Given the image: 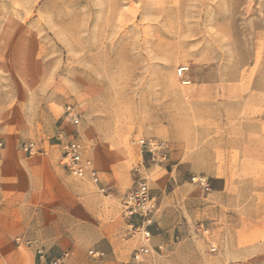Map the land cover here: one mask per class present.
<instances>
[{
	"label": "rangeland",
	"instance_id": "374dc122",
	"mask_svg": "<svg viewBox=\"0 0 264 264\" xmlns=\"http://www.w3.org/2000/svg\"><path fill=\"white\" fill-rule=\"evenodd\" d=\"M59 136L83 146L104 193L68 173ZM139 180L168 250L264 264V0H0V204L44 221L31 245L74 250L81 218L88 236L126 237L121 200Z\"/></svg>",
	"mask_w": 264,
	"mask_h": 264
},
{
	"label": "crops",
	"instance_id": "0c3cea01",
	"mask_svg": "<svg viewBox=\"0 0 264 264\" xmlns=\"http://www.w3.org/2000/svg\"><path fill=\"white\" fill-rule=\"evenodd\" d=\"M38 171L39 168L37 167L34 169L33 174L37 175L39 173ZM48 177L49 179H53L51 174ZM35 178H38V176ZM28 194L35 195V189H29ZM155 200L158 208L154 218L155 222L161 227H167L170 223L166 224L167 222L165 221L163 210L159 205V199L155 197ZM33 205L34 204H32V206ZM28 206L27 203L12 205L10 201L4 202L1 200L0 264L35 263L33 245H27L26 242L32 244L31 241L38 240V233L41 231L39 228L42 227L44 221L28 213L29 210L32 212V209ZM86 222L85 219L81 218L74 225V235H71V240H73L77 247L70 251L66 248L61 250L70 252V257L66 264H134L130 255L132 246L131 240L134 236L131 238L128 237V232L133 233V231L128 226L127 220H125V225L122 226V234L126 237H122L123 235H113L112 232L109 233L104 231V229H101L97 225L93 226L97 230L93 231L92 234L88 236L83 232L87 226ZM108 229L109 228L106 230ZM17 240H19V242H17ZM168 243L169 241L164 239L160 234L152 235L148 245L153 250L154 254H150L146 257L144 264H194L191 263L190 260L196 259L197 256H194L196 254L180 252L173 249L168 250ZM143 244L144 242L138 238L135 245L138 249ZM86 247H94L98 252L101 251L104 258L101 260L88 258L84 249ZM163 248H165V251H163ZM205 255L204 259L207 260V262L205 261L203 264H211L212 259H217V257L212 256V254ZM239 256L240 257L237 255L235 256L237 260L242 258L241 254ZM220 257L222 258V256ZM185 260L188 261L186 262ZM236 264H238V262Z\"/></svg>",
	"mask_w": 264,
	"mask_h": 264
},
{
	"label": "built area",
	"instance_id": "2783aa9c",
	"mask_svg": "<svg viewBox=\"0 0 264 264\" xmlns=\"http://www.w3.org/2000/svg\"><path fill=\"white\" fill-rule=\"evenodd\" d=\"M67 119L73 125L79 124L77 115L71 110L67 111ZM57 144L60 146L62 164L68 173L78 179L88 178L89 181L98 187L99 192L104 193L105 189L99 187L100 178L96 170L92 167L90 160L84 158L83 146L75 139L65 140L62 136L57 138ZM139 144L144 146L152 155L162 148V144L153 140L140 139ZM24 152L34 153L33 144H25ZM192 181L202 188H207V181L204 177H193ZM121 209L123 216L128 221V226L133 232H136L144 245L132 254V259L136 264H144L145 258L153 251L149 247V241L152 237L150 226L152 225L151 217L157 213V203L155 197L145 180H139L130 188L122 197ZM19 242V240H17ZM27 245H31L26 242ZM34 264H66L70 257L68 251H62L57 255L51 254L50 250L41 245H33ZM160 249V248H159ZM214 250V249H212ZM92 257L99 258L103 256L102 252L90 251Z\"/></svg>",
	"mask_w": 264,
	"mask_h": 264
}]
</instances>
